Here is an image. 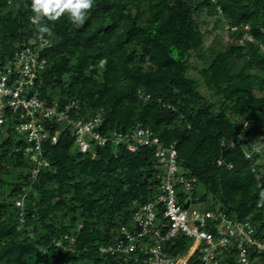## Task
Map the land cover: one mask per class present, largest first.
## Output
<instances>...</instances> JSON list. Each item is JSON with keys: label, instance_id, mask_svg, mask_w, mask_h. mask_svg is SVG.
<instances>
[{"label": "trees", "instance_id": "obj_1", "mask_svg": "<svg viewBox=\"0 0 264 264\" xmlns=\"http://www.w3.org/2000/svg\"><path fill=\"white\" fill-rule=\"evenodd\" d=\"M30 3L0 0V65L40 32ZM198 16L227 26L228 41L205 48ZM43 23L41 97L102 109L103 134L148 127L196 177L187 196L264 229V0H94L81 24L66 14ZM244 26L252 41L240 42ZM191 52L204 62L207 95L188 73ZM43 146L48 164L37 166L12 127L0 132V264H140L136 252L100 248L133 229L135 206L156 195L162 167L152 148L91 144L81 153L64 132ZM163 245L184 253L190 239ZM255 257L264 264V252ZM188 264H202L199 255Z\"/></svg>", "mask_w": 264, "mask_h": 264}, {"label": "built area", "instance_id": "obj_2", "mask_svg": "<svg viewBox=\"0 0 264 264\" xmlns=\"http://www.w3.org/2000/svg\"><path fill=\"white\" fill-rule=\"evenodd\" d=\"M244 28L240 42L252 41L248 27ZM49 45V37L38 32L0 65V132L4 134L6 127H12L25 142L24 157L37 166L48 164L42 155L44 143H57L60 133L64 132L74 138L81 153H86L91 144L100 147L108 143L123 144L129 151L152 148L162 167V173L157 174L160 182L154 198L135 206L133 229L122 226V236L102 246L101 251L126 255L136 252L135 260L140 264H188L195 253L202 264H220L222 259L227 263L225 250L228 248L234 251L228 264H249L253 252H264V229H256L248 220L231 219L222 210L191 206L194 201L187 193L195 188L197 180L180 170L174 143L163 145L152 130L143 126L103 134L99 131L102 109H81L77 99L62 103L57 99L47 102L41 97L39 73L45 68L46 59L40 51ZM260 49L264 51V45ZM244 155L249 157L250 151H245ZM218 164L222 161L218 160ZM37 168L32 169L33 175ZM187 200L189 204L185 207ZM15 204L20 206L22 201L16 200ZM177 235L189 238V247L184 253L166 252L163 244Z\"/></svg>", "mask_w": 264, "mask_h": 264}, {"label": "clouds", "instance_id": "obj_3", "mask_svg": "<svg viewBox=\"0 0 264 264\" xmlns=\"http://www.w3.org/2000/svg\"><path fill=\"white\" fill-rule=\"evenodd\" d=\"M93 3L94 0H31L29 7L33 14L31 19L40 24L39 31L43 34L50 31L43 21L55 22L65 14L70 22L83 23Z\"/></svg>", "mask_w": 264, "mask_h": 264}, {"label": "rangeland", "instance_id": "obj_4", "mask_svg": "<svg viewBox=\"0 0 264 264\" xmlns=\"http://www.w3.org/2000/svg\"><path fill=\"white\" fill-rule=\"evenodd\" d=\"M196 19L201 22L202 20H205L206 23L202 24L203 27L208 28V33L206 36H204V47H208L209 45L213 47H220L223 46L228 41L227 31L225 25L216 24V17L210 16L207 18H204L203 16H198ZM206 55L208 53L206 52V49L204 51ZM204 62L194 53L191 52L190 54V68L188 70V73L190 76L197 79L199 83V89L203 94L207 95V82L205 81V77L202 74V69L204 68ZM210 101H214L213 96L209 97ZM207 206V203H196L193 202L191 204L192 207L195 206ZM251 264H263V261L257 257L251 259Z\"/></svg>", "mask_w": 264, "mask_h": 264}, {"label": "water", "instance_id": "obj_5", "mask_svg": "<svg viewBox=\"0 0 264 264\" xmlns=\"http://www.w3.org/2000/svg\"><path fill=\"white\" fill-rule=\"evenodd\" d=\"M188 204H189V201L187 200V201L185 202L184 206L187 207Z\"/></svg>", "mask_w": 264, "mask_h": 264}]
</instances>
